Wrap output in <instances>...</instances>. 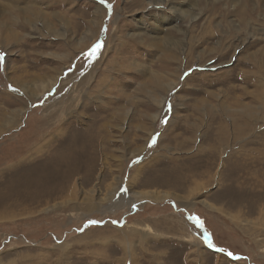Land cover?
<instances>
[{"label":"rangeland","instance_id":"374dc122","mask_svg":"<svg viewBox=\"0 0 264 264\" xmlns=\"http://www.w3.org/2000/svg\"><path fill=\"white\" fill-rule=\"evenodd\" d=\"M0 55V264H264V0H0Z\"/></svg>","mask_w":264,"mask_h":264},{"label":"snow or ice","instance_id":"6c2138e0","mask_svg":"<svg viewBox=\"0 0 264 264\" xmlns=\"http://www.w3.org/2000/svg\"><path fill=\"white\" fill-rule=\"evenodd\" d=\"M101 2L103 3L104 0H101ZM102 47V43H97L94 48H93V54ZM3 60V56L0 55V61ZM154 142V141H153ZM209 246L212 247L213 245L211 244V242L209 241ZM218 251H223V249H218ZM229 256H231L233 259H239V257H235L232 253H228Z\"/></svg>","mask_w":264,"mask_h":264},{"label":"bare ground","instance_id":"6f19581e","mask_svg":"<svg viewBox=\"0 0 264 264\" xmlns=\"http://www.w3.org/2000/svg\"><path fill=\"white\" fill-rule=\"evenodd\" d=\"M26 11V10H25ZM177 11H179V9L175 8L173 9V12L176 13Z\"/></svg>","mask_w":264,"mask_h":264}]
</instances>
